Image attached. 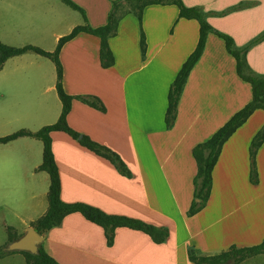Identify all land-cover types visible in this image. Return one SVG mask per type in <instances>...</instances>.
Here are the masks:
<instances>
[{
	"label": "crops",
	"instance_id": "1",
	"mask_svg": "<svg viewBox=\"0 0 264 264\" xmlns=\"http://www.w3.org/2000/svg\"><path fill=\"white\" fill-rule=\"evenodd\" d=\"M17 1L20 0H0V11ZM71 1L83 11L91 28L106 23L110 0ZM73 12L78 20L68 19L64 30L54 33L55 45L59 37L83 23L80 15ZM0 20L10 21L4 12ZM140 29L143 55L139 51ZM197 31L196 21L177 18L175 6L149 5L142 10L140 26L132 14L118 21L114 36L107 40L113 58L108 68L99 65L98 39L92 35L79 33L60 48L63 91L71 96H95L104 106V111L99 112L71 100L67 125L115 153L130 176H121L107 160L65 133L52 131L49 138L59 179V199L162 227L168 235L162 243L154 244L141 232L118 227L113 230L111 244L106 245L100 227L71 213L40 235L39 245L58 264H192L187 259L188 249L210 256L230 246H253L264 238V140L254 155L255 185L248 182L247 158L249 142L264 124V112L259 109L221 146L211 170V189L204 207L190 217L185 215L193 199L191 148L208 139L251 98L250 86L236 76L234 59L226 52L223 41L209 33L185 79L173 123L165 128L167 91L193 50ZM22 34L19 28L10 26L0 32V37L10 40ZM232 40L236 49L248 42L236 45ZM245 60L252 73L264 75V40L246 50ZM27 84L37 87L40 95L49 94L40 101L32 118L38 126L54 123L61 104L55 92L52 62L25 52L2 63L0 98L14 101ZM37 141L42 152L41 142ZM39 165L28 168L24 161L22 180H32L36 172H43L45 176L40 180L42 183L47 179L48 187V176L37 169ZM46 192L29 196L33 202L22 227L16 230L18 237L31 220L46 211ZM1 243L6 246L9 242L4 237ZM5 246L1 247L4 252ZM0 264L25 263L20 254L10 253L0 258Z\"/></svg>",
	"mask_w": 264,
	"mask_h": 264
},
{
	"label": "trees",
	"instance_id": "2",
	"mask_svg": "<svg viewBox=\"0 0 264 264\" xmlns=\"http://www.w3.org/2000/svg\"><path fill=\"white\" fill-rule=\"evenodd\" d=\"M58 1L71 10L76 11L80 15L83 23L72 27L67 34L59 37L52 51H43L31 45L10 47L0 44V67L6 59L25 52H32L50 60L55 68L54 87L57 98L61 104L60 113L54 123L43 126L34 132L18 130L14 133L0 137V144H5L19 137H31L41 142V163L37 169L44 171L48 176V187L46 192L47 208L43 215L30 224V227L41 235L50 228L57 226L66 215L78 213L86 221L102 229L106 245L111 244L113 230L118 227L141 232L154 244H160L168 235L165 228L155 227L125 216L107 215L86 204L79 202L64 203L59 199V179L51 153L49 138V133L52 131L65 133L71 139L75 140L81 147H84L93 154L107 160L121 176L127 178L130 176L127 167L115 153L107 147L90 140L87 136L78 134L67 125L65 118L69 111L71 100L76 99L99 112L104 111V106L95 96H71L63 91L61 86V66L58 61L59 50L64 43L71 40L79 33L92 35L98 39L99 65L103 69L108 68L113 64V58L108 48L107 40L114 36L117 23L123 16L126 14H132L140 26L141 13L144 7L149 5L175 6L177 9V18L196 21L198 31L197 41L193 50L179 67L167 91L163 122L165 128H170L175 117L179 94L188 72L202 52L206 35L209 33L213 34L223 41L226 52L234 59L236 76L250 86L251 98L242 108L233 113L230 118L208 139L195 144L191 148L190 154L194 163V173L191 180L193 199L185 212V215L190 217L204 207L209 197L211 189V170L216 162L223 143L254 110L259 109L264 112V75H256L252 73L245 60L246 50L250 46L264 40V30L253 39L249 40L244 46L236 49L233 48V40L229 35L215 30L204 20L202 14L196 8L185 6L181 0H110V9L107 13L106 23L95 28H91L87 25L83 11L71 0ZM144 48V37L140 29L139 51L141 55L144 53ZM263 140L264 124L253 135L247 149L248 182L250 185H255L257 183L254 155ZM5 231L8 242L18 238L11 228L8 227ZM10 253L20 254L23 257L25 264H58L44 252L41 245L37 246L35 254H30L24 251H0V257ZM256 255L264 256V238L257 245L249 247L230 246L227 250L210 256L198 255L193 249L187 250V259L192 264H225L229 260H231L230 264H239L243 260Z\"/></svg>",
	"mask_w": 264,
	"mask_h": 264
},
{
	"label": "rangeland",
	"instance_id": "3",
	"mask_svg": "<svg viewBox=\"0 0 264 264\" xmlns=\"http://www.w3.org/2000/svg\"><path fill=\"white\" fill-rule=\"evenodd\" d=\"M182 2L185 5H192L191 7L195 6L209 25L234 38L236 45L253 39L264 30V0H182ZM2 12L10 21L2 23L0 20V32H5L12 26L19 28L24 34L10 40L0 37L1 44L10 47L29 44L43 51L54 49V33L63 31L68 19L78 20V15L58 0L47 2L20 0L9 9H1V15ZM48 96L40 95L37 87L27 84L14 101L0 98V137L18 130L34 132L43 127L38 126V122L32 117L37 114L40 101H44ZM10 102L12 106H9ZM24 161L28 168L40 164V143L37 140L21 137L8 145H0V251H3L1 247L4 248L6 244L1 243L4 237L7 238L5 229L9 227L16 234V230L22 227L28 217L29 205L33 202L29 196H40L47 190V179L42 183L40 180L41 176H45L43 172H36L32 180H22L21 166ZM227 263L230 264L231 260L225 264ZM239 264H264V256H252Z\"/></svg>",
	"mask_w": 264,
	"mask_h": 264
},
{
	"label": "water",
	"instance_id": "4",
	"mask_svg": "<svg viewBox=\"0 0 264 264\" xmlns=\"http://www.w3.org/2000/svg\"><path fill=\"white\" fill-rule=\"evenodd\" d=\"M41 242V236L32 227H27L24 233L5 246L6 252L24 251L30 254L36 253V248Z\"/></svg>",
	"mask_w": 264,
	"mask_h": 264
}]
</instances>
